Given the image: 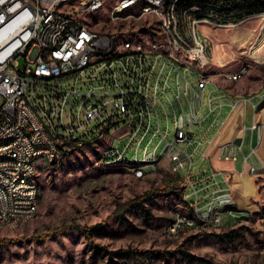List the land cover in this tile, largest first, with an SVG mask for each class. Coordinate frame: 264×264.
<instances>
[{
	"label": "built area",
	"instance_id": "1",
	"mask_svg": "<svg viewBox=\"0 0 264 264\" xmlns=\"http://www.w3.org/2000/svg\"><path fill=\"white\" fill-rule=\"evenodd\" d=\"M102 1L109 0H0V135L13 133L10 147L0 150L15 155V163H0V219L6 221V217H13V214L39 213L40 204H34L35 187L27 183L25 187L9 188V180L18 177L21 172H28L32 152H42V156H59L64 149L84 145V141L95 130L118 131L122 127L128 128V142L123 151L131 149L130 138H143L144 145L145 137H153L154 143L160 135L161 141L165 142L160 152L158 147L161 141L152 150L149 149L151 145H147L143 150L142 162L138 163L142 166L133 168V172L143 175L146 170H157L158 165L166 164L169 167L171 162H178V175L172 176H180L184 184L190 185L195 201L188 206L196 207L198 211L203 199L196 189V183L206 180L207 187H214L209 194L210 211L202 212L206 215L204 227L221 228L224 218L241 219L240 205L238 212L223 214L221 198L227 191H236L225 176L227 172L217 170L214 163L229 162V159H237L238 162L242 154L244 169L240 173L252 175V167L256 166L249 165L244 152L238 150L237 139L228 135L223 141L224 138L218 139V135L235 111L244 113L245 117L246 105L249 103L254 108L251 130L260 132L259 98H247L245 103L234 101L228 117L219 126L215 136L207 140L209 131L216 127L214 121L199 137L208 120L207 116L202 118L206 97L209 108L220 107V114L224 105L215 104L217 99L214 94L218 92L219 99L227 98L221 97L219 85L214 83L215 77H203V70L210 69L212 65L213 55L211 49L204 48V41L209 40L203 37L202 30H198V21L203 17L200 15L201 7L188 4L187 9H178V2L187 0H169L168 8H160V0H148L141 14L164 18V23H169V35L165 41H173V44L178 45V52L156 53V57H149L152 59V68H145L144 65H138V51L149 54V50H155V45H163L157 43L156 37L147 38L142 46H128L130 55H123V47H117L118 34L88 36L83 32V24H73L75 13L101 10ZM126 5H132V0L117 4V10ZM51 10H58L55 24H47ZM128 18L132 17H111L113 21ZM261 18H264L262 12L243 22ZM176 20H183V29H176ZM41 44H50L49 65H41ZM55 44H62V52H55ZM20 58L25 60L23 68L18 62ZM85 59H93V66L81 68V61ZM169 59H176L178 64L176 77L184 78L181 95L187 99L190 109L186 113L183 108L181 115H174V120H179V129H174L171 142L167 141L168 127L166 133H163L162 125H158L155 131H148V116L156 115L155 106L161 102L160 96H168L166 83H171L173 76L170 74ZM135 71H143L145 84H138ZM227 78L231 82L236 80L229 76ZM93 84L98 86L84 92L85 86ZM210 84H214V90L206 96ZM38 89L46 90L47 93L40 94ZM84 94H91L90 108L81 107ZM92 96H99V104H92ZM8 114H16L14 127H7ZM188 116H195V123H188ZM52 117H60V127L50 128ZM166 120L169 126L167 113ZM76 125H86L88 136L76 133ZM133 125H143V132H133ZM245 138L244 122V133L239 139ZM28 141H36L37 149H27ZM143 145L136 146L135 154L139 155ZM201 148L204 149L199 159L195 160ZM256 150L252 149V155L257 156ZM121 152L117 149L108 150L104 155H120ZM202 161L209 164L210 172L205 174L197 170L193 180L194 166ZM183 169H187L186 178L180 175ZM36 170L37 167L35 174ZM219 175H223V182L218 179ZM1 177H8V184H1ZM214 219H221V226H214ZM187 223V220L175 215L171 231Z\"/></svg>",
	"mask_w": 264,
	"mask_h": 264
},
{
	"label": "rangeland",
	"instance_id": "2",
	"mask_svg": "<svg viewBox=\"0 0 264 264\" xmlns=\"http://www.w3.org/2000/svg\"><path fill=\"white\" fill-rule=\"evenodd\" d=\"M118 2L119 0L107 1L100 13L88 18L89 23L101 33L118 34L121 38L146 32V29H151L150 26L146 28L148 25L156 24L157 20L152 17L113 21L111 13ZM139 8L135 7L124 13L123 19L128 15L137 18ZM236 25L201 23L199 30L209 40L206 42L213 55L210 74L229 85V90L232 87L241 89L240 98H252L264 93V18L250 19ZM151 33L154 30L149 31L148 35ZM18 62L20 68H23L24 58H20ZM246 68L239 82L228 80V76ZM168 72L169 69L166 73ZM177 73L178 71L172 72L171 87L167 88L168 96H160L161 102L157 104L163 133L167 132V127L169 129V142L173 141L174 115H180L183 108L186 113L190 110L187 99L181 95L184 79L176 77ZM97 86L93 84L83 89L87 92L91 87ZM210 90L211 86L206 96ZM38 92L47 93L43 89H38ZM218 96V92L214 94L217 99L215 104L224 105L221 114L210 115L208 97L202 110V118L207 116L208 120L199 137L203 136L214 121L216 123V127L209 131L207 140L215 136L234 105L233 100L219 99ZM190 100L193 101L191 95ZM166 113L170 118L169 126ZM159 117L157 113L152 116L150 131L158 129ZM253 117L254 108L249 103L245 117V155L257 145L254 138L251 146L250 127ZM125 130L123 127L109 132L95 130L81 148L62 155L54 163L43 162L39 165V213L31 220H15L9 225H0V264H264V177L261 176L264 175V168L261 164L252 167V175L257 176L260 192L255 207L250 203V199L254 197L251 193H257L251 174L247 175L245 172L238 175L235 183L230 178V183L237 184L236 189L239 186L242 188V185L244 187L245 195L243 193L241 197L244 196L245 203L251 207L240 208V213H244L245 218L239 219L235 224H229L232 223L231 219L224 218L221 228L204 227V223H196L193 227L186 225L177 235L172 236L167 231L172 226L175 215L187 221L197 219L196 207L191 208L186 204L195 201L192 188L184 184L183 180L176 187H169L175 178L172 175H177L172 171L175 167L172 163L169 167L166 164L158 165L156 171L146 170L142 178H138L126 162L107 163L104 154L111 149V145L113 149L124 152L128 142ZM160 141V135L154 143L153 137H145L144 145L143 138H130L132 147L124 152V156L130 161L136 156V146L143 145L139 155L137 154V158L142 160L144 148L151 145L149 149L152 150ZM164 145L165 142L161 141L158 152ZM203 149L198 150L195 160L199 159ZM242 158L243 155L240 154L239 161ZM197 170L207 172V162L196 163L193 180ZM180 175L186 178L187 169L181 170ZM207 184L206 180L196 183V189L203 199L200 204L201 212L207 211L210 205L209 194L214 189L207 187ZM228 194L233 197L234 210H239L234 191H228ZM139 199H147L144 207L149 212L141 208H130ZM69 226H77L81 230L54 234ZM85 230L92 233L91 241L87 239ZM120 249L150 254L146 257L139 256L135 261L112 259L108 254Z\"/></svg>",
	"mask_w": 264,
	"mask_h": 264
},
{
	"label": "bare ground",
	"instance_id": "3",
	"mask_svg": "<svg viewBox=\"0 0 264 264\" xmlns=\"http://www.w3.org/2000/svg\"><path fill=\"white\" fill-rule=\"evenodd\" d=\"M106 2L107 1L101 2V10L104 8ZM124 3H126V0H119L118 2V4H124ZM147 3H148V0H132V5H126L125 7L119 8V10H117V4H116L112 10L111 17L114 16V18H123L124 13L126 14L127 11H130L131 9L135 7H140L139 8L140 13L137 18L134 15H128V16H131L132 18H136L135 20H139L144 17L154 18V16H148L147 14H141L143 11H145V5ZM188 4L199 5L198 2H196V0L181 1V2H178V9H187ZM168 7H169V0H160V8H168ZM101 10H84L82 12H77L73 16V24H83V32L87 34L88 36H99L102 33L95 29L96 26L89 23L88 18H91L94 15H97L98 13L101 12ZM213 12L215 13V11ZM200 15L201 16H213V14L211 13L210 14L208 13L206 15L203 14L202 8H200ZM57 17H58V10H51L50 17H47V24H55V18ZM154 19L157 20L156 24H150L149 26L151 29L150 30L146 29V32L148 31V33L149 31L154 30L153 34L151 33L148 35V33L146 34V32L143 31V32L138 33L135 36L128 35L126 37L124 36L123 38L121 37L117 38V47H123V55H130V47L128 46H142L146 42L147 38L156 37L157 43H163V45H155V50H149V54H147L145 51H138V65H144L145 68H152V59L149 57H156V53L172 54L173 52H178V45L173 44V41H165V38L168 37L169 35V23H164V18H154ZM202 19L204 20L198 21V30H199V24L201 23H210V24H215V25L218 23V22L217 23L212 22L209 19H205V18H202ZM176 29H183V20H176ZM204 48L210 49L206 41H204ZM55 52H62V44H55ZM39 55H40L41 65H49L50 44H41V48H39ZM92 66H93V59H85V61H81V68H88ZM169 67L171 69V74L173 71H178V64L176 63V59H169ZM245 70L246 69H243L235 73L230 78L236 79L235 82L239 81L244 75ZM203 77H214V75L210 74L209 69H206V70H203ZM135 78L136 80H138V84H145V77H143V71H135ZM178 84L180 85L179 80H178ZM169 87H171L170 83H166V91H167V88ZM179 87L181 88V86ZM178 98H180V94L178 95ZM92 104H99V96H92ZM90 106H91V94H84L81 100V107L90 108ZM215 111L216 109L211 107L210 115H213ZM155 113H157L159 117V114L157 111V105L155 106ZM243 120H244V113L235 111L230 117L227 123V127L224 130V133L218 135V139H220L221 137L222 139L224 138L223 141H225L228 138L227 137L228 135L229 137L232 135L233 139H237L236 142H238L239 144L241 142V139L239 138H241L243 135V130H242ZM188 123H195V116H188ZM15 125H16V114H8L7 127H14ZM151 125H152V116H148V131L151 130ZM159 125H161L160 117H159ZM58 127H60V117H52L50 121V128H58ZM126 129L128 130V128ZM175 129H179V120H175ZM133 132H143V125H133ZM76 133L80 134V136H88L87 126L86 125H76ZM133 139L134 138H132V140ZM12 142H13V133H6L3 135H0V149L3 147H10ZM82 146L83 145H77L71 149H64L62 154L59 156H42V152H32V158L29 159L28 172H21L19 173L18 177H13V179L9 180V188L25 187L27 183L28 185H32L33 187H35L34 204H40L41 190H40V186L37 181L38 180L37 170L35 174V167H37V162L44 161L48 163L49 162L54 163L62 155L71 154L73 152V149L81 148ZM27 149H37V142L28 141ZM110 150H114L113 145H111ZM259 150L263 151V154H264V141L262 142ZM124 152H121L120 155L118 154H110V156L105 155L104 160H107V163H111V162L140 163L142 162V160H139L137 158V154L133 159L128 161L124 156L125 155ZM256 153H257V150H256ZM110 158H114L116 160L113 161V160H110ZM1 162L15 163V155H13V153L2 152V150H0V163ZM171 163L172 165L175 164L174 165L175 167L172 169L173 173L178 175V162H171ZM236 163H237V159H234L233 164L235 165ZM33 174H35V178H33ZM135 174L138 178H142L144 176V174L141 175V173L139 172H135ZM239 174L241 175L242 173H239ZM239 180L241 181V177ZM1 184H8V177H1ZM232 198L230 197L229 194L221 198V206H224L223 214L235 213V210H234L235 208H234V203H233ZM208 211H210V205L207 211L205 212H208ZM196 212H197L196 220L188 221L187 224L178 226L177 228L174 229V231H171L172 226H173L172 224L171 227L169 226L170 228L168 229L167 233L169 235L174 236V235H177L181 231V229L185 227L186 225L188 226L190 225L193 227L196 223L206 222V215H204L201 212L200 204H199V211L197 209ZM36 217H37L36 214H29V215L13 214V217H6V221L0 219V225H9L15 220H31ZM214 226H221V219H214Z\"/></svg>",
	"mask_w": 264,
	"mask_h": 264
},
{
	"label": "trees",
	"instance_id": "4",
	"mask_svg": "<svg viewBox=\"0 0 264 264\" xmlns=\"http://www.w3.org/2000/svg\"><path fill=\"white\" fill-rule=\"evenodd\" d=\"M201 1L196 0V2H198L199 6L202 8L203 14L206 15L208 13L209 14L211 13V14H213V16H203L200 18L209 19L212 22H221L222 24H227V25H236V24L243 22L244 20H246L250 16H253V15L261 13V12L264 13V0H201ZM235 5H237V6H235ZM212 10L215 11V13ZM199 20L201 21L204 19H199ZM105 131L109 132L107 129ZM87 140H88V138L84 142H86ZM110 160L114 161L116 159L110 158ZM126 164L130 165L134 169L140 168L142 166L141 164H138V163H126ZM180 179H181L180 176L173 178L172 182H171L172 185H170L169 187H176L180 183ZM146 196H148V194ZM145 200H147V199H139V200L134 201L133 202L134 205L131 206L130 208H132V209L141 208L144 211L149 212L144 207V201ZM185 202H186V199H185ZM186 204L190 205L187 202H186ZM236 212H238V210H235V213ZM240 217L245 218V214L240 213ZM238 220L239 219H236V220L231 219L232 223H229V224H235ZM71 230H81V228L77 227V226H75V227L69 226V227H66L65 229L57 231L54 234L57 235L60 232L66 233V232L71 231ZM89 232H90L89 230H85V234H86L87 239L91 241L93 238V235H92V233H89ZM108 254L110 255V257L112 259L135 261L138 259L139 256L140 257H146L150 253L145 252V251L139 252V251H134V250L120 249L117 251L110 252Z\"/></svg>",
	"mask_w": 264,
	"mask_h": 264
},
{
	"label": "crops",
	"instance_id": "5",
	"mask_svg": "<svg viewBox=\"0 0 264 264\" xmlns=\"http://www.w3.org/2000/svg\"><path fill=\"white\" fill-rule=\"evenodd\" d=\"M215 77V76H214ZM230 77V76H229ZM243 78V77H242ZM241 78V79H242ZM231 79V78H230ZM240 79V80H241ZM239 80V81H240ZM238 81V82H239ZM214 83L215 84H218L219 85V91L221 92V97H227V98H223V99H231L233 101H237V103H245L247 98H240L241 96H239V89L238 87L235 88V87H232L230 90L228 89L230 86L229 85H226V83H224L222 80L220 79H215L214 80ZM233 83H237V82H233ZM214 84H210L208 86V89L209 87L211 86L212 87V90H214ZM210 90V91H212ZM260 95H262L260 97ZM258 99V108L261 109V113L259 114V120H260V123H262V126L260 127V132L258 130H255V131H252L251 128H252V125L250 127V132H251V146L252 144L254 143V138H256L257 140V145L254 147L257 149V156H254L252 155V152H250L249 154L245 155L247 158H248V164L249 165H257V164H261V167L264 168V154H263V151L259 150L260 147H261V144L262 142L264 141V93H260L258 95H256L255 97H252V98H249V99ZM216 109L215 113H218V115L220 114V107H213ZM246 108H247V105H246ZM219 111V112H218ZM213 114V115H214ZM231 117V116H230ZM245 117H246V113H245ZM244 117V120H243V125H242V130H243V133H244V122H245V127H246V118ZM230 119V118H229ZM229 119L226 121L225 125H224V128L223 130L220 132V134H223L224 133V130L225 128L227 127V123L229 121ZM126 129V128H125ZM247 131V129H246ZM128 134V130L126 129L125 130V134L124 135H127ZM219 134V135H220ZM243 136V135H242ZM244 144H245V139H241V142L238 144V150L239 151H243V147H244ZM68 155V154H67ZM240 160V156H239V159H238V162L234 165L233 164V161L234 159H230L229 162H216L214 163V166L217 170L219 171H226L227 173H225V176L226 178H231V180L235 183L237 180V177L238 175H240V171L243 170L244 168V157L242 158V161H239ZM44 161H39L37 163V171H38V167L40 164H42ZM175 165V164H174ZM208 165V170L206 172V170H203L201 172H204L205 174H208L210 172V167H209V164L207 163ZM258 166V165H257ZM258 168V167H257ZM246 169H248V166L246 167ZM258 170V169H257ZM200 171V170H199ZM257 172V171H256ZM253 173V172H252ZM263 173H264V169H263ZM247 175H250L247 173ZM254 175V176H253ZM253 175H250L254 181H255V185H256V188H257V193L255 192H252L251 195H253L254 197H252V199H250V203L252 205V207H255L256 206V202H258L257 198L259 196V184H257V176L256 174H253ZM264 177V175H261ZM218 179L220 181L223 182V175H219L218 176ZM241 182H242V178H241ZM234 185V189L236 191L235 193V199L238 200V205H240L241 208H244V209H250L251 207H249L246 203H245V200H244V196L241 197L244 193L245 195V192H244V187L242 185V188H240L241 186H239V189H236L235 186L237 184H233ZM223 188L225 189V185L223 184ZM239 192V193H238ZM227 194H228V191H227ZM225 194V195H227ZM255 194V195H254ZM192 204V203H191ZM193 208V207H191Z\"/></svg>",
	"mask_w": 264,
	"mask_h": 264
},
{
	"label": "water",
	"instance_id": "6",
	"mask_svg": "<svg viewBox=\"0 0 264 264\" xmlns=\"http://www.w3.org/2000/svg\"><path fill=\"white\" fill-rule=\"evenodd\" d=\"M203 176V173L201 174L200 178Z\"/></svg>",
	"mask_w": 264,
	"mask_h": 264
}]
</instances>
